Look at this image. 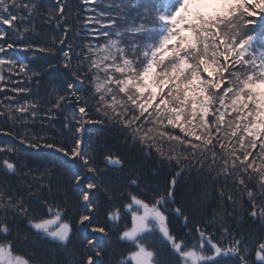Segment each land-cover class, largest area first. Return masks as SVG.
<instances>
[{"label": "snow or ice", "instance_id": "6c2138e0", "mask_svg": "<svg viewBox=\"0 0 264 264\" xmlns=\"http://www.w3.org/2000/svg\"><path fill=\"white\" fill-rule=\"evenodd\" d=\"M0 125V264H264V0H0Z\"/></svg>", "mask_w": 264, "mask_h": 264}, {"label": "trees", "instance_id": "16d2710c", "mask_svg": "<svg viewBox=\"0 0 264 264\" xmlns=\"http://www.w3.org/2000/svg\"><path fill=\"white\" fill-rule=\"evenodd\" d=\"M51 2V0H50ZM2 127H7V125H0ZM88 134L91 135L92 137H100V138H111L112 136L115 135L113 131L107 130V126H97V127H90ZM10 140V137H5V136H0V142L2 141H7ZM211 211V209H209Z\"/></svg>", "mask_w": 264, "mask_h": 264}]
</instances>
